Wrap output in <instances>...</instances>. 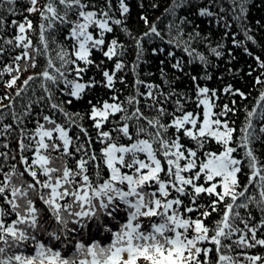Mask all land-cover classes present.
<instances>
[{"label": "snow or ice", "instance_id": "snow-or-ice-1", "mask_svg": "<svg viewBox=\"0 0 264 264\" xmlns=\"http://www.w3.org/2000/svg\"><path fill=\"white\" fill-rule=\"evenodd\" d=\"M27 2L29 14L39 12L36 42L31 38L35 32L31 20L7 23V16L17 15V0H0V64L6 55L9 58L0 69V83L4 89L15 88L14 94H0V149H4L0 151V264H264V252H256L264 249V160L255 150V144L264 141V90L256 106L246 109L237 129L231 126L234 121L227 120L235 108L226 104L215 112L217 91L200 85V80L212 79L206 71L203 76L187 74L192 94L177 91L178 77L169 79L163 69L162 83L168 91L139 79L138 73L124 100L115 87L117 82L127 85L117 73L124 71L128 51L116 30L134 41L133 73L145 43L152 40L186 54L185 62L174 51L152 49L153 55L166 52L175 61L171 64L175 71L184 73L197 61L206 69L208 57L191 43L203 42L200 32L195 28L186 32L193 24L188 10L195 8L196 15L214 20L224 29V38L231 35L234 47L252 55L230 32L237 22L245 40L253 41L245 23L250 0H171L155 22L140 16L147 30L139 36L127 27L130 8L125 0H116L115 9L113 0H46L39 9L37 0ZM150 6L155 9L159 4ZM8 28L15 35L6 36ZM61 30L71 41V52L57 43L55 33ZM107 34H114L110 41ZM223 48L220 42L209 45L217 58ZM94 51L114 61L113 68L108 70L104 60L96 63L91 58ZM228 55H233L231 50ZM41 57L44 69L21 81L22 72L37 68ZM253 59L260 69L255 84L264 85V60ZM90 66L102 73L103 80L94 76L84 80ZM5 75L10 78L5 80ZM98 85L113 95L111 103L88 101L93 139L78 123L85 117L69 112L66 105L83 99ZM57 91L67 99L57 101ZM223 92L247 99L231 85ZM189 104L195 105L191 111ZM27 121H34V130L28 129ZM124 139L127 144L119 142ZM13 142L15 149L10 147ZM211 142L217 151L210 149ZM93 143L101 144L99 152L92 149ZM66 158L76 160L73 168ZM57 160L61 166H52ZM102 166L109 171L107 179L101 175ZM90 168L95 169V182ZM201 198L210 203L200 204ZM192 213L198 215L193 218ZM213 213L219 218L209 225L206 221ZM89 221L94 222L92 228ZM97 236L108 240L102 243Z\"/></svg>", "mask_w": 264, "mask_h": 264}, {"label": "trees", "instance_id": "trees-1", "mask_svg": "<svg viewBox=\"0 0 264 264\" xmlns=\"http://www.w3.org/2000/svg\"><path fill=\"white\" fill-rule=\"evenodd\" d=\"M125 2L128 4L130 8V12L127 16V27L132 32L133 35L139 36L141 33L146 31V27L144 25V22L140 19L141 15H146L150 22H155L157 20V17H160L162 13H164L165 8H167L171 2V0H125ZM155 2L159 4L158 8L153 9L150 5ZM46 3V0H37L36 7L42 8V6ZM143 4L144 7L141 8L140 5ZM31 7V5L27 2V0H17L16 8H17V15L15 16H7V23L10 24L11 20L15 19L17 22H22L25 18L32 21L35 32L32 34L31 38L34 42H36L38 35H39V29L38 25L40 23L39 19V12L31 13L29 14L27 12V8ZM113 7L114 9L117 7L116 0H113ZM225 7L227 5L225 4ZM214 11H219V9H213ZM192 13V15L189 16V19L193 21L192 26H189L186 28V32L193 31V28H195L197 31L200 32L202 43L197 40H192V46L196 48V50L204 55H206L210 61L209 66L204 69L202 66H199V62L197 61L195 65L185 67L184 73H180L175 71L171 64L174 63V60H170L166 52L167 51H174L176 58H184L185 62L187 61L186 54L182 53L180 49L173 48L170 46H166V44L161 43L159 40H152L149 43H145L144 48V54L141 59V62L139 64V67L136 68V72L133 73L131 71V66L136 60V53L133 49L132 45L134 44V41H132L126 34L119 32V30L115 31V35H118V38L120 41H122L128 48V51L123 57V62L125 64L124 71L117 73V76H123L124 79L127 82V85L116 83L115 87L118 90L117 95L119 96L120 100H124L125 97L131 94L132 92V85L134 81V76L136 73L139 75V79L152 84H158L161 85V87L164 89V91H168V88L166 85L162 83V76H161V69L165 73L168 74V78L171 79L173 76L178 77V79L175 81L174 88L177 91H188L190 94H192L193 85L191 81L188 78L187 74L191 75H197V76H203L205 74V71L211 75V80H200L199 83L201 86H207L209 89H215L217 91L218 99L215 101L216 108L214 109L215 112H219L224 105H229V107H234L235 111L231 113L227 120L229 122L234 121L235 123L231 126L236 127L239 129V127L243 124L244 118H245V111L247 108H253L256 106L254 102L257 101L259 93L264 90V85H257L255 84V78L260 74V69L257 67L255 60L253 59L254 56H260L262 60H264V0H250L248 12H247V21L246 27L249 29L248 34L253 37V41H246L244 38L243 30L239 23L233 22V26L230 29L231 33L236 34V38L243 41L244 45L248 48L249 52L252 53V55H248L245 53L244 48H236L232 44V36L229 35L227 38H224V29L217 25L214 20H210L209 18H203L195 14L196 9L192 8L188 10ZM187 13L180 12L179 15H185ZM117 17H119V12L117 11L115 13ZM228 19L231 20V16H228ZM259 22V23H257ZM160 28H164V24L159 25ZM114 34H107L106 40L110 41L113 38ZM12 35H15V30L12 28H8L6 31V36L10 37ZM57 43L61 46L68 49L69 52L72 51L71 48V41L65 40V30H61L57 33H55ZM206 38V39H205ZM185 39L187 37L185 36ZM223 43L224 48L219 49L223 52V55L220 58H217L213 55H211L209 50V45L212 47H215L217 43ZM56 45L50 44V48L55 49ZM166 48V52L164 54H158L153 55L152 49L153 48ZM228 50L232 51V56L228 55ZM15 54V53H13ZM55 55V52L52 53ZM96 63H99L101 60H104V66L111 70L114 66V61H108L106 58L102 56L100 52H93L91 57ZM4 63L0 64V69L3 68L4 64L9 62V58L6 55L3 58ZM163 61V64L161 63ZM23 61H21V67H23ZM38 67L35 69L29 68L28 71L22 72L20 76V80L26 79L29 75H32L34 73L41 72L44 69L45 66V58L41 57L37 60ZM83 67V64H81ZM249 72L252 74L249 75ZM15 75V73H13ZM95 77L97 81L103 80L102 73L96 69L95 66H90L89 71L84 76V80L87 81L89 77ZM10 77L5 75L4 79L7 80ZM70 79L72 77H69ZM264 79V77H261ZM19 81L16 85V87H19ZM228 85H231L233 89H239L240 91L244 92L247 96V99H243L239 96H230L223 92V89L227 87ZM63 87V85H61ZM3 91H11L13 94L15 92L14 89H4V85L0 83V94H2ZM141 91H145V89L141 88ZM113 93L106 88H102L99 85L92 89L90 92H88L83 99L77 101L73 100L71 105H66V108L69 112L72 113H80L85 118L83 120H78V123H82L85 128L89 130V135L95 139V132L92 129V121L87 118L88 113H90L91 108L88 104L89 100H92L93 104H95L98 100L103 102L104 100H108L109 103L112 101L109 99ZM55 99L57 101L59 100H66L67 97L62 96L60 92L55 93ZM236 101L235 105L232 104V101ZM5 104L8 103L7 100L4 101ZM143 103V101H142ZM195 105L189 104L187 105V110L191 111ZM167 108L169 111L172 110L171 105H167ZM38 111V109H36ZM49 114V113H45ZM147 115H151V113H147ZM115 120L119 119V114H117L116 117H114ZM10 122V121H6ZM58 122H60L58 120ZM164 123L167 122V120L162 121ZM27 127L29 130H34L35 123L34 121H27ZM111 125L105 126L104 130H109ZM75 130H73L70 135H73ZM171 132V130H170ZM122 144H127L128 141L126 139L119 141ZM183 144H185L188 147H192L193 145L187 141L186 139H182L181 141ZM0 143H3L2 140H0ZM10 147L15 149L17 147L16 143H11ZM101 144L99 143H93L92 149L96 152H99L101 148ZM210 149L212 151H217L218 146L215 142H211ZM255 150L257 155L261 158V160H264V141L257 142L255 144ZM0 151H4V149H0ZM54 155V154H53ZM237 156H240L241 153H236ZM143 158V156L141 157ZM79 157H76V160H78ZM76 160H71L66 158L67 166L70 168H73L75 165ZM62 162L60 160H57L54 162L52 166H61ZM122 171H127L126 169H122ZM94 168L89 169V174L93 179V182H95L94 177ZM101 175L104 179H107L109 176V171L102 166L101 168ZM240 180L242 183L245 182L244 177L241 176ZM219 191V189H218ZM185 204L188 203V200L185 199ZM200 204L207 205L210 203V201L206 198H201L198 201ZM222 209V205L220 206ZM204 210L211 211L210 208H205ZM257 216H259V213H255ZM47 215V213H45ZM120 218L123 220V214H118ZM198 215V213H192L191 216L195 218ZM219 217L216 213H213L211 218L206 221L207 224L211 225V223L215 220H217ZM105 222H107V218H105ZM89 228H92L94 226L93 221H89ZM69 227H73V225H69ZM78 227V226H77ZM114 228H116V225H113ZM87 231V230H86ZM75 235V233H73ZM97 239L101 240V242H107L108 237L107 236H97ZM256 252H264V249H256ZM214 257V253L212 254Z\"/></svg>", "mask_w": 264, "mask_h": 264}]
</instances>
